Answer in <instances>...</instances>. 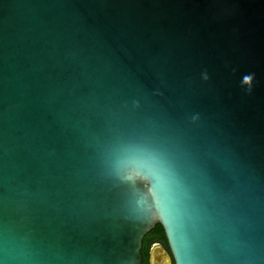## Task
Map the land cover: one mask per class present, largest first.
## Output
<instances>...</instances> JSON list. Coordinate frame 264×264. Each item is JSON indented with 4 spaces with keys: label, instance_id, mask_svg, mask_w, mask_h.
<instances>
[{
    "label": "water",
    "instance_id": "obj_1",
    "mask_svg": "<svg viewBox=\"0 0 264 264\" xmlns=\"http://www.w3.org/2000/svg\"><path fill=\"white\" fill-rule=\"evenodd\" d=\"M157 224L264 264V0H0V264H144Z\"/></svg>",
    "mask_w": 264,
    "mask_h": 264
},
{
    "label": "flooded vegetation",
    "instance_id": "obj_2",
    "mask_svg": "<svg viewBox=\"0 0 264 264\" xmlns=\"http://www.w3.org/2000/svg\"><path fill=\"white\" fill-rule=\"evenodd\" d=\"M157 225L147 234L146 239V236L144 237V264H175V260L168 246L165 232H157Z\"/></svg>",
    "mask_w": 264,
    "mask_h": 264
},
{
    "label": "snow or ice",
    "instance_id": "obj_3",
    "mask_svg": "<svg viewBox=\"0 0 264 264\" xmlns=\"http://www.w3.org/2000/svg\"><path fill=\"white\" fill-rule=\"evenodd\" d=\"M249 79H250L249 76L244 77L245 81H248ZM139 151L143 156L149 159L161 172L168 173L169 175H171L170 170H169L168 161L166 160V158L164 157L162 153L156 152V151H150L146 149H140ZM176 186L177 187L179 186L178 182ZM156 189H157V192L160 191L159 183H157Z\"/></svg>",
    "mask_w": 264,
    "mask_h": 264
},
{
    "label": "trees",
    "instance_id": "obj_4",
    "mask_svg": "<svg viewBox=\"0 0 264 264\" xmlns=\"http://www.w3.org/2000/svg\"><path fill=\"white\" fill-rule=\"evenodd\" d=\"M156 230H157V232H161V233L164 232V231H163L164 229H163V227H162L160 224L157 225ZM146 238H147V235H146L145 239H146Z\"/></svg>",
    "mask_w": 264,
    "mask_h": 264
}]
</instances>
